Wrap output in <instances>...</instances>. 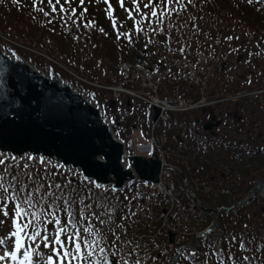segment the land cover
Masks as SVG:
<instances>
[{
	"label": "trees",
	"instance_id": "1",
	"mask_svg": "<svg viewBox=\"0 0 264 264\" xmlns=\"http://www.w3.org/2000/svg\"><path fill=\"white\" fill-rule=\"evenodd\" d=\"M262 2L264 3V0H190L179 5V0L177 5L168 3L164 9L159 5L160 0H153L151 4L159 19L151 17L148 9L149 15L140 24L141 31H137V23L132 19H128V25L124 23L126 20H122L121 29L130 33L127 37L121 36L120 40H117L118 35L114 34L112 24L102 9L96 6V0H85L84 4H80V0H60V4L52 0L49 6L42 2L35 3L36 7L32 5L31 0H17L16 3H13V0H0V30L41 54L72 63L73 67L83 74L98 79L104 78L106 74L103 75V71L93 66L89 59L93 58L94 62L101 59L110 62L124 58L146 59L149 55L147 51H154L148 40L149 32L153 28L152 32L163 45L170 43L168 39L173 36L180 43L177 52L181 54L183 51L186 56L195 50L209 48L214 38L227 27L230 31L244 30L242 32L252 34L256 38L253 39L254 42L264 45ZM53 6L56 8L55 12L52 11ZM133 16L142 17L141 14ZM225 24L228 26L223 28ZM123 25H126V28ZM187 47L190 48V54ZM29 55L34 64L43 66L38 60L39 56L32 52ZM251 67L256 68L254 63ZM225 88L226 91L231 89ZM197 164L200 165V161L194 158L192 171L202 179ZM5 168L9 180L13 175H18L23 177L30 187L34 188L37 183L43 185L41 193L56 192L59 195L62 191L65 198L76 201L72 207L83 204L80 203L81 200L84 204L87 203L89 198L99 193L93 188L90 190V186L67 183L65 176L58 171L48 172L35 167H12L3 164L0 165V172ZM211 168L212 166L208 165L207 170ZM192 178L194 179V176ZM56 184L61 185V189H56ZM49 185L52 187L49 188ZM81 185L85 191L79 190ZM201 197L206 200L205 196ZM51 202V199L44 202V208ZM56 203L63 205V200ZM36 211H42L39 205ZM185 215L184 211L179 213L180 217ZM40 217L43 219L44 215ZM261 222L250 224L246 221V213L242 211L226 213L223 215L222 228L214 235L203 238L196 250L183 252L176 264H220L221 259L224 264H229V254L239 261L248 257L250 262H253L251 256L264 260V220ZM241 244L243 247H240ZM243 263L246 264V260H243Z\"/></svg>",
	"mask_w": 264,
	"mask_h": 264
},
{
	"label": "water",
	"instance_id": "2",
	"mask_svg": "<svg viewBox=\"0 0 264 264\" xmlns=\"http://www.w3.org/2000/svg\"><path fill=\"white\" fill-rule=\"evenodd\" d=\"M0 156L13 164L31 157L30 162L45 167L80 170L95 185L116 190L137 178L157 182L160 171L157 158L135 157L133 166L125 167L124 144L113 136L95 98L56 75L46 76L21 57H11L2 47Z\"/></svg>",
	"mask_w": 264,
	"mask_h": 264
},
{
	"label": "snow or ice",
	"instance_id": "3",
	"mask_svg": "<svg viewBox=\"0 0 264 264\" xmlns=\"http://www.w3.org/2000/svg\"><path fill=\"white\" fill-rule=\"evenodd\" d=\"M17 0H13V3H16ZM56 4H60V0H55ZM67 2V0H65ZM85 0H80L81 4H84ZM105 3L108 2V0H104ZM172 0H160L161 4L164 3H171ZM179 2V0H177ZM48 3H52V0H48ZM121 7H124V0H120ZM144 8H148L150 11L151 17H157L159 19L158 13L156 10H154L150 3H144L142 5ZM109 8H111V5H109ZM137 12L140 11L139 8L135 9ZM52 11L55 12L56 8L53 6ZM63 11V9H61ZM73 14H75L73 10ZM47 15V13H45ZM129 18L132 17L131 11L128 13ZM116 26L115 21H113V27ZM142 29H137V31H141ZM13 159H16V157H13ZM31 159V157H29ZM103 159V157H101ZM41 163H43V160H41ZM5 164V161L0 160V165ZM28 165L25 164L24 168H27ZM71 183V181H69ZM99 187V185H96ZM43 185L37 183L35 187H30L29 183H25L23 177L18 175H13L11 179L9 180L7 177V168L3 170V172H0V213H3L4 216H7L9 213L4 212L3 209L7 206L5 204V201H19V203H15V220L13 221V227L15 228V231L12 232V236L15 237L14 244L11 240L6 239H0V247H3L6 243L8 244V247L4 249L3 254H0V261L4 260L6 257H9L12 260L17 259V252H20V250L24 247V238L21 236V233H24L27 235V229L31 226L32 233L29 237L32 240H35L36 238H41L44 240H47V236H41V231L39 230V224L41 223L40 216L49 214V210H51V215L53 217V220L56 224H60V220L56 218V213L59 211H67L68 217L70 218L68 223L72 225L73 228L76 227V223H78L75 218L73 217V213L70 210L72 207V204L76 203L75 200H69L68 198L64 197L63 192L61 191L59 195L56 194V192H44L41 193V188ZM49 188L52 187V185L48 186ZM56 189H61V185L56 184ZM79 195V194H77ZM52 201V203H49L47 205V208H44V202H47L48 200ZM63 200V205L56 203V201ZM80 203H83L81 200ZM40 207L42 210L41 212L36 211L37 207ZM87 208H91L92 205H85ZM31 210V211H29ZM134 215V213H133ZM32 217V219L27 220V222H23L26 217ZM85 218L83 210L80 212V219L83 220ZM98 218V217H97ZM52 220H49L48 223H52ZM101 223H104V221H100ZM3 221L0 219V224H2ZM67 233V228L61 227L55 234L53 238V243L56 245H59L58 249H53V251L56 253V255L62 256L67 259L71 257V260H75L78 258V254L82 250V244L85 249H93L99 247L100 241L93 240V241H87L85 237H83L82 233H92V229L85 227L82 230H77L73 232L71 235L66 236V242H69L73 245V248L71 251H63L61 253L60 250L65 249V241L61 240V234ZM96 234H100V229L97 228ZM113 235L115 233L113 232ZM235 239V238H233ZM38 247V245H36ZM47 246V245H46ZM240 247H243V244L240 245ZM99 251L101 253L104 252L103 247H99ZM75 253L76 255H74ZM93 254L92 251L88 252V256H91ZM229 259H232L231 254H229ZM31 256L28 252L24 253V260H30ZM248 257H244L243 260H247ZM24 260L20 261V264H24ZM243 260L238 261V264H243ZM47 264H52V258L51 256L48 257ZM63 264V262H61ZM127 264V262H125ZM138 264V262H137ZM220 264H224L223 259H221Z\"/></svg>",
	"mask_w": 264,
	"mask_h": 264
},
{
	"label": "rangeland",
	"instance_id": "4",
	"mask_svg": "<svg viewBox=\"0 0 264 264\" xmlns=\"http://www.w3.org/2000/svg\"><path fill=\"white\" fill-rule=\"evenodd\" d=\"M225 26H228V25H224L223 26V28L225 27ZM228 32V27L223 31V33L222 34H226ZM229 35H231L230 37H228V38H226V41H225V43L224 42H221V48H222V50L223 51H225V53H226V57L225 58H228L229 59V62H230V72L233 74L234 72H237V74H242L244 71H245V68H246V64H242V65H240V66H234L235 65V63L234 62H232V61H234V56L232 57L231 56V53H230V49H231V47H229L230 45H232V43L233 42H235L236 44H241V46H243L244 45V49H246V48H251V49H253V43H252V40H253V35L252 34H247L246 35V33L244 32V33H238V35H236V34H231V33H228L227 34V36H229ZM262 48L264 49V45H262ZM237 53H239V52H237ZM89 62L93 65V66H97L98 65V63H95L94 62V59L92 58V59H89ZM62 64V63H61ZM96 64V65H95ZM62 66L66 69V70H69L70 71V68H69V66H65L64 64H62ZM47 71H48V69H46ZM114 73H115V71H114ZM234 75V74H233ZM218 78H219V75H218ZM222 79H223V77H222ZM232 80H233V76H232ZM126 106V105H125ZM140 114V113H139ZM191 116V118L193 117V115H190ZM131 117L133 118V119H131L130 120V122H131V124H134L136 121H138L137 120V114H136V116H135V119H134V116H132L131 115ZM137 132H138V134H139V131H137L136 130V134H137ZM176 132H178L179 134H181L182 135V133H181V131L178 129V128H171L170 130H169V134L170 135H172V134H174V133H176ZM209 224V223H208ZM4 239H6V240H9V234L4 238ZM7 246V243L5 244V247ZM3 250H4V247H1V250H0V253L1 252H3Z\"/></svg>",
	"mask_w": 264,
	"mask_h": 264
},
{
	"label": "flooded vegetation",
	"instance_id": "5",
	"mask_svg": "<svg viewBox=\"0 0 264 264\" xmlns=\"http://www.w3.org/2000/svg\"><path fill=\"white\" fill-rule=\"evenodd\" d=\"M219 114H220L221 119H224L226 116H228V113L219 112ZM262 121H264V118L262 119ZM248 129H252V127H248ZM211 132H213V131H211ZM248 138L249 139L252 138V135H248Z\"/></svg>",
	"mask_w": 264,
	"mask_h": 264
}]
</instances>
